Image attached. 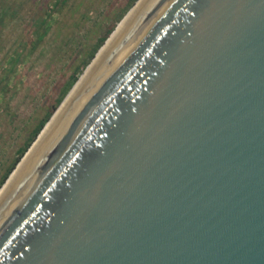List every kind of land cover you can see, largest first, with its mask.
<instances>
[{
  "label": "water",
  "instance_id": "water-1",
  "mask_svg": "<svg viewBox=\"0 0 264 264\" xmlns=\"http://www.w3.org/2000/svg\"><path fill=\"white\" fill-rule=\"evenodd\" d=\"M14 194L0 264H264V0H154Z\"/></svg>",
  "mask_w": 264,
  "mask_h": 264
},
{
  "label": "rangeland",
  "instance_id": "rangeland-1",
  "mask_svg": "<svg viewBox=\"0 0 264 264\" xmlns=\"http://www.w3.org/2000/svg\"><path fill=\"white\" fill-rule=\"evenodd\" d=\"M24 1L15 18L0 25V77L7 85L0 94V181L11 168L0 189L36 140L39 133L19 156L35 127L61 99L50 117L55 113L95 57L99 49L92 58L90 54L107 28L115 23L114 30L138 0H66L47 20L37 46L31 53L28 46L16 64L13 52L34 12L50 0ZM10 62L14 68L8 72Z\"/></svg>",
  "mask_w": 264,
  "mask_h": 264
},
{
  "label": "bare ground",
  "instance_id": "bare-ground-1",
  "mask_svg": "<svg viewBox=\"0 0 264 264\" xmlns=\"http://www.w3.org/2000/svg\"><path fill=\"white\" fill-rule=\"evenodd\" d=\"M154 0H144L119 23L116 30L111 34L106 44L97 54V61L88 67L85 73L78 79L73 88L65 97L63 103L56 111L50 122L45 126L39 139L33 144L26 156L18 164L5 186L0 191V213L12 201L11 196L20 189L24 179L36 166L46 149L55 139L57 134L73 115L82 99L88 94L92 86L100 77L112 57L118 51L122 43L143 17L144 12ZM140 6V7H138ZM138 7V9H137ZM136 11V12H135ZM106 52V53H105ZM94 67V68H93ZM80 90V91H79ZM14 194V195H15Z\"/></svg>",
  "mask_w": 264,
  "mask_h": 264
},
{
  "label": "trees",
  "instance_id": "trees-1",
  "mask_svg": "<svg viewBox=\"0 0 264 264\" xmlns=\"http://www.w3.org/2000/svg\"><path fill=\"white\" fill-rule=\"evenodd\" d=\"M65 1L66 0H50L47 3L42 2L39 4L37 12H34V15H33L34 19H32L29 24V29L27 28L28 30L25 31V35L20 40L17 48L13 52L16 64H18L20 60V55H22L23 51H25L28 46L30 47L29 53H31V51L37 46L41 38L45 35L46 30L48 28V26H46L47 20L54 18V15L58 13L59 9L63 6ZM132 2H135V0H131V3ZM23 3H25L24 0H0V25L5 23L6 21H12L15 18V15L19 11ZM114 26H115V23H113L109 28H107L104 36L98 41L95 48L93 49V52H91L90 58L94 56L96 51L99 49V47L108 37V35L112 32ZM10 63L11 64L7 68L8 72L14 68V64L12 62ZM3 79L0 77V94L4 92L7 87V85L3 83ZM76 79H77V76H74L72 81H75ZM60 100L61 99H58L56 101V106L60 103ZM56 106L50 108V110L45 115V117L35 127L32 133V136L28 140V143H26V146L20 150L19 156L23 155V153L25 152V148L29 146V144L33 141V139L41 131V129L43 128L47 120L49 119L52 111L56 108ZM10 169L4 175L3 179L0 181V185L3 183L7 175L10 173Z\"/></svg>",
  "mask_w": 264,
  "mask_h": 264
}]
</instances>
